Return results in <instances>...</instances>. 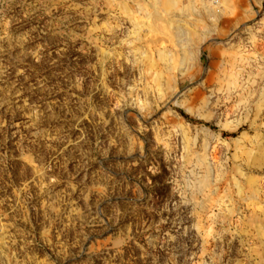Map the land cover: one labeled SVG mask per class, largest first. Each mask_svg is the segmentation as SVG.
Segmentation results:
<instances>
[{"label": "rangeland", "instance_id": "1", "mask_svg": "<svg viewBox=\"0 0 264 264\" xmlns=\"http://www.w3.org/2000/svg\"><path fill=\"white\" fill-rule=\"evenodd\" d=\"M216 1L0 0V264H264V0Z\"/></svg>", "mask_w": 264, "mask_h": 264}, {"label": "bare ground", "instance_id": "2", "mask_svg": "<svg viewBox=\"0 0 264 264\" xmlns=\"http://www.w3.org/2000/svg\"><path fill=\"white\" fill-rule=\"evenodd\" d=\"M217 2L219 3V0Z\"/></svg>", "mask_w": 264, "mask_h": 264}, {"label": "built area", "instance_id": "3", "mask_svg": "<svg viewBox=\"0 0 264 264\" xmlns=\"http://www.w3.org/2000/svg\"><path fill=\"white\" fill-rule=\"evenodd\" d=\"M215 1H216V0H215ZM217 1H218V0H217ZM217 1H216V2H217Z\"/></svg>", "mask_w": 264, "mask_h": 264}]
</instances>
